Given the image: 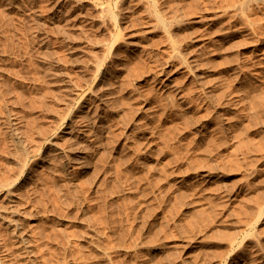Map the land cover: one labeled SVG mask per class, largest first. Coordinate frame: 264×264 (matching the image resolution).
Here are the masks:
<instances>
[{
  "label": "rangeland",
  "instance_id": "1",
  "mask_svg": "<svg viewBox=\"0 0 264 264\" xmlns=\"http://www.w3.org/2000/svg\"><path fill=\"white\" fill-rule=\"evenodd\" d=\"M0 103V264H264V0H0Z\"/></svg>",
  "mask_w": 264,
  "mask_h": 264
},
{
  "label": "bare ground",
  "instance_id": "2",
  "mask_svg": "<svg viewBox=\"0 0 264 264\" xmlns=\"http://www.w3.org/2000/svg\"><path fill=\"white\" fill-rule=\"evenodd\" d=\"M35 14V13H34ZM39 22V21H38ZM259 28V27H258ZM46 48V47H45ZM44 48V49H45ZM43 50V49H42ZM46 50V49H45ZM187 50V49H186ZM190 51V50H189ZM189 51H188V53H187V55L189 54ZM187 52V51H186ZM186 54V53H185ZM192 57V55H189V56H187L186 57V63L188 64V66H190L189 68H192V69H195L196 67H197V65H198V63L196 62L197 61V58L195 57H193V58H191ZM184 61V62H185ZM239 67V66H238ZM240 69V68H239ZM62 79V78H61ZM65 85H67V84H65ZM64 86V85H63ZM69 86V85H68ZM68 86L67 87H65L66 89H71L70 87L68 88ZM60 88H62V87H60ZM45 88H43V90H44ZM62 90H63V88H62ZM65 90V89H64ZM45 92H47L46 90H44ZM66 91V90H65ZM64 92V91H63ZM66 93H69V92H66ZM71 94V93H70ZM68 96V95H67ZM101 96V95H100ZM72 98V97H71ZM100 98V97H99ZM66 99H67V97H66ZM1 104V103H0ZM1 107V106H0ZM87 119V118H86ZM18 121V120H17ZM88 121V120H87ZM84 122V121H83ZM91 122V121H90ZM86 123V122H85ZM88 124H90L89 122H87ZM102 123V122H101ZM11 124H12V122H11ZM11 124H8V125H11ZM12 125H14V124H12ZM84 125V124H83ZM91 125V124H90ZM101 125V124H100ZM84 126H86V125H84ZM94 128V127H93ZM10 132H12L11 134H14V139L12 140L14 143V145H16V147L17 148H19V150H20V152H22V148H21V145L23 144L22 143V139H21V134L19 135V131H18V128H16V127H11L10 126ZM65 130V129H64ZM67 130V129H66ZM72 130V129H71ZM90 130H94V129H90ZM79 131H84V133H83V135H85V133H86V131H89V128L88 129H81V130H79ZM96 131V130H95ZM94 132V131H93ZM68 133H71L70 131H68ZM95 134V133H94ZM97 134V133H96ZM23 136V135H22ZM25 141V140H24ZM26 143H24V145H25ZM49 144V146L51 147V149H52V155H51V157L52 158H50V160H54L55 162H56V166L59 168H57V171L59 170H61L62 172H58L59 174L60 173H63V172H65V175H66V177L65 178H67L68 180H66L65 179V181L66 182H68V181H70V182H68V183H71V181H72V176H71V169L69 170V163H68V161L66 160V156H65V152H64V150H63V148L61 147V146H59V144H58V142H57V140H52L51 142H49L48 143ZM15 147V148H16ZM25 147H26V145H25ZM27 152V151H26ZM67 155V154H66ZM26 156V155H25ZM68 156V155H67ZM22 158V156L20 157V159ZM22 160H25V157L24 158H22ZM17 161H19V160H17ZM53 161V162H54ZM20 163V162H19ZM22 164V163H21ZM24 164V163H23ZM54 164V163H53ZM29 165V164H28ZM55 165V164H54ZM23 166V165H22ZM21 166V167H22ZM55 167V166H54ZM23 168H24V166H23ZM3 169V168H2ZM2 169H0V171H2ZM5 169V168H4ZM21 169V168H20ZM6 172H7V170H5ZM4 171V172H5ZM22 171V170H21ZM4 172H3V174H4ZM0 173H2V172H0ZM9 173V172H8ZM8 173H6V174H4L5 176H7V175H9ZM13 173V172H12ZM12 173H11V175H12ZM14 174H18V172L17 173H14ZM14 174H13V176H8V178H10V179H12V177H14V179L13 180H16V177H18V176H14ZM64 174V173H63ZM4 175H0L1 176V178L4 176ZM62 175V174H61ZM64 175V176H65ZM60 176V175H59ZM7 177H5V179H6ZM3 179V178H2ZM10 179L8 180L9 182H11L10 181ZM7 180H5V182L6 183H4V181H3V183H2V181H1V179H0V184L2 183L3 185H0V186H5V184H7L8 182H7ZM14 182V181H13ZM11 187V186H10ZM16 188V187H15ZM10 189L11 188H9V190L6 192V194L4 195L5 196V200H4V205H3V208L5 209L4 211L6 212L5 214H4V211H3V218L1 217V219H4V225H6V227L8 226L9 228H10V230L9 231H11V233L12 234H14L15 236L14 237H16L17 238V241H18V245H20L21 246V248H19L20 249V253H18L19 255L21 254V253H23V255H24V253H36L35 251H32L31 252V250H30V237H29V234H28V230H27V228H25V226H29V225H26V224H24L23 223V219H21V217H22V214H23V212H22V214H20L19 213V209H18V205H17V201H16V199L14 198V196L16 195V193H15V191H10ZM18 196H20V195H18ZM22 198V197H21ZM21 198L18 200V201H21ZM25 200V199H24ZM26 201H28V200H26ZM19 203V202H18ZM21 203V202H20ZM24 203V202H23ZM3 204V203H2ZM1 204V205H2ZM22 204V203H21ZM21 204H19L20 206H22ZM25 205V204H24ZM23 207V206H22ZM21 208V207H20ZM1 209V208H0ZM2 210V209H1ZM24 211H25V208H24ZM20 212H21V210H20ZM1 213V212H0ZM25 213V212H24ZM24 215V214H23ZM26 215V214H25ZM27 216H28V214H27ZM27 216H24V217H27ZM27 219V218H26ZM25 222V221H24ZM25 225V226H24ZM27 230V231H26ZM31 235V234H30ZM17 243V242H16ZM15 244V243H14ZM16 246H17V244H16ZM11 248H13V247H11ZM17 248V249H18ZM32 248V247H31ZM14 249H16V248H14ZM13 249V250H14ZM17 249L14 251L16 254H14V255H16L17 256ZM13 252V251H12ZM13 252V253H14ZM12 253V254H13ZM35 255V254H34ZM25 256H26V254H25ZM28 256V255H27ZM30 256H32V255H30ZM29 257V256H28ZM27 257V258H28ZM2 258H4V257H2ZM25 258V257H24ZM30 258V257H29ZM37 258V257H36ZM103 254H102V252H100V262L98 263V264H102V261H103ZM31 259H34L35 260V256L34 257H32ZM9 260V259H8ZM29 260V259H28ZM27 260V261H28ZM33 260V261H34ZM10 261V260H9ZM23 261L24 260H22V261H20V263L19 264H21V262L23 263ZM32 261V260H31ZM16 262V261H15ZM25 262H26V259H25ZM36 262V260L34 261V263ZM29 263H31V262H29ZM33 263V264H34ZM37 263V262H36ZM16 264V263H15ZM32 264V263H31Z\"/></svg>",
  "mask_w": 264,
  "mask_h": 264
}]
</instances>
